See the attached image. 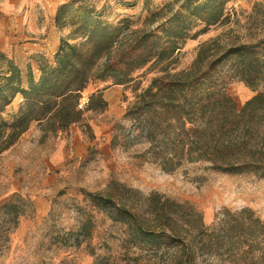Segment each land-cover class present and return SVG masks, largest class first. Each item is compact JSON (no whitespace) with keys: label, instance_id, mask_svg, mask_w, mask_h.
I'll use <instances>...</instances> for the list:
<instances>
[{"label":"trees","instance_id":"16d2710c","mask_svg":"<svg viewBox=\"0 0 264 264\" xmlns=\"http://www.w3.org/2000/svg\"><path fill=\"white\" fill-rule=\"evenodd\" d=\"M229 1L173 0L154 10L144 5L146 15L136 29L125 18L116 24L107 21L95 1L61 3L53 24L58 32H66L51 63L33 56L23 73L0 51V151L32 123L44 135H54L79 122L85 112L103 111L104 88L78 107L88 86L126 85L136 71L169 60L186 40L222 23ZM260 44L230 46L214 53L201 46L190 70L154 78L135 96L126 115L137 123L148 145L144 153L161 171L172 173L183 164L204 163L213 172L264 179V92L254 91L264 82ZM227 60L234 63L239 81L255 92L242 103L228 92L224 78L216 77L215 69ZM17 98L15 110L3 118ZM130 193L116 184L105 193L85 195L84 200L120 225L128 242L153 249L160 257L166 253L156 264H199L204 256L216 257L219 264H264V220L251 210H225L213 231L202 229L200 223L188 234L193 220L184 218L194 215L199 221L193 211L186 216L181 206L151 196L147 205L158 229L139 217L129 202ZM3 207L15 221L19 207ZM173 214L187 226L183 238L168 224Z\"/></svg>","mask_w":264,"mask_h":264},{"label":"rangeland","instance_id":"374dc122","mask_svg":"<svg viewBox=\"0 0 264 264\" xmlns=\"http://www.w3.org/2000/svg\"><path fill=\"white\" fill-rule=\"evenodd\" d=\"M103 17L113 23L128 19L136 29L146 15L144 5L154 10L173 0H92ZM222 23L209 27L195 39L186 40L172 57L136 71L122 86L110 82L88 86L79 100L103 89L106 107L101 112H85L82 119L54 135L43 134L36 123L7 149L0 151V264H156L155 250L128 242L118 224L108 221L85 200V195L105 193L112 185L132 191L129 202L139 217L150 225L148 199L163 197L181 206L186 216L193 211L191 232L196 226L213 231L223 212L251 210L264 220V179L252 175H227L207 169L204 163L183 164L165 173L144 153L148 145L137 123L126 115L135 96L152 79L163 74L190 70L201 46L210 53L242 44L256 45L264 54V0H231ZM197 27L195 31L200 30ZM61 30L59 35L65 34ZM13 46V44H12ZM12 46L6 56L25 73ZM11 47V48H10ZM232 61L222 62L216 77L224 78L228 92L242 103L256 92H264V82L251 90L235 76ZM19 98L6 108L7 118ZM4 205L19 207L12 220ZM166 219V218H165ZM185 222L176 214L169 226L183 238ZM86 227V228H85ZM159 229L160 227L157 226ZM204 229V230H205ZM174 250V249H173ZM172 249L169 250V254ZM199 264H219L214 256H204Z\"/></svg>","mask_w":264,"mask_h":264},{"label":"crops","instance_id":"0c3cea01","mask_svg":"<svg viewBox=\"0 0 264 264\" xmlns=\"http://www.w3.org/2000/svg\"><path fill=\"white\" fill-rule=\"evenodd\" d=\"M65 1L0 0V51L6 53L13 44V53L24 66L33 56L51 63L60 38L53 17Z\"/></svg>","mask_w":264,"mask_h":264}]
</instances>
